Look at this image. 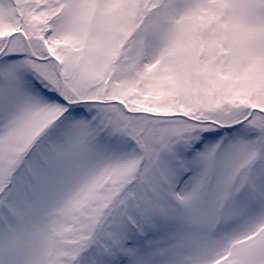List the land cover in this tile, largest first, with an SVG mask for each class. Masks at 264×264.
Returning <instances> with one entry per match:
<instances>
[{
	"label": "snow or ice",
	"instance_id": "1",
	"mask_svg": "<svg viewBox=\"0 0 264 264\" xmlns=\"http://www.w3.org/2000/svg\"><path fill=\"white\" fill-rule=\"evenodd\" d=\"M0 264H264V0H0Z\"/></svg>",
	"mask_w": 264,
	"mask_h": 264
}]
</instances>
